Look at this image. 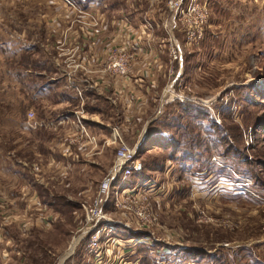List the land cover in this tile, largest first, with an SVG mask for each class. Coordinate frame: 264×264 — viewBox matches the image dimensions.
<instances>
[{"label": "rangeland", "instance_id": "rangeland-1", "mask_svg": "<svg viewBox=\"0 0 264 264\" xmlns=\"http://www.w3.org/2000/svg\"><path fill=\"white\" fill-rule=\"evenodd\" d=\"M42 1L0 0V264H91L90 211L116 160L118 145L106 143L113 129L104 131L106 138L89 133L94 138L89 145H74L71 125L61 127V134L46 125L66 110L57 103L59 66L68 69L63 74H82L91 88L102 81L121 85L124 77L105 70L112 46L119 55L135 52H128L134 56L125 78L149 83L151 78L157 85L160 72L154 68L162 57L167 75L155 86V98L146 102L139 93L128 108L121 101L130 102L125 93L108 89L102 118L137 147L145 175L159 190L134 201L151 223L142 222L135 210L115 208V189L102 208L105 216L144 234L151 264H264V0H209L205 32L191 45L178 24L170 31L175 37L180 33L179 39L167 33L165 1L152 7L150 0H98L126 4L125 17L119 9L108 11L106 3L91 11L93 0L81 1L83 10L79 0H70L73 6ZM146 16L153 19L145 30L139 19ZM174 40L182 49L179 60L171 56ZM174 100L210 111L196 122L208 165L182 163L154 146L139 152ZM54 140L68 141L71 159L53 151ZM120 239L127 253L105 264H142L139 241Z\"/></svg>", "mask_w": 264, "mask_h": 264}, {"label": "built area", "instance_id": "built-area-1", "mask_svg": "<svg viewBox=\"0 0 264 264\" xmlns=\"http://www.w3.org/2000/svg\"><path fill=\"white\" fill-rule=\"evenodd\" d=\"M69 5H74L70 0H63ZM151 6H155L157 2L165 1L167 7V15L170 17V22L165 20L167 33H172L170 30L173 25H177V30H180L184 35L187 44L191 45L195 41L202 38L205 32L206 25L209 21V0H150ZM150 17H144V28L147 29V25H151ZM176 39L172 33V38ZM132 49H127V54L119 55L118 49L112 46L110 50V56L106 62L105 70L114 77H128L132 69L130 64V58H133L135 52H131ZM131 52L132 54H129ZM182 55V49L180 45L174 40V44L171 48V56L174 60H179ZM167 92V90H166ZM81 114L83 111H77L76 114ZM33 113H30V117ZM80 128L79 135H73L69 137V142L74 145H85L86 140L92 142L94 139L89 135L88 130L82 124L80 118L75 122ZM108 145H118V151L113 168L110 170L108 176L102 182L96 200L91 206V218L90 221L94 222V226L91 228L92 234L87 241V251L91 255V264H105L113 262L114 260H120L126 254L125 242L120 238H113L111 234L116 230L118 226L123 225L127 227V224L109 219L103 212V206L109 205L108 198L110 191H114L115 208L127 210L125 212L136 211L138 218L145 223H151V217L144 211V209H138L134 207L135 202L142 198L152 196V192L159 190V185L156 182L146 180L135 187L125 186L126 179L132 174L140 173L143 171V163L137 157V147L131 148L127 145L121 136L120 131L117 128H113L111 137L106 141ZM99 222H102L100 225ZM98 224V225H97ZM121 224V225H120ZM122 240V241H121ZM105 241V244H102ZM112 241V245L109 243ZM113 244L117 250H112ZM112 246V247H111ZM118 258V259H117Z\"/></svg>", "mask_w": 264, "mask_h": 264}, {"label": "crops", "instance_id": "crops-1", "mask_svg": "<svg viewBox=\"0 0 264 264\" xmlns=\"http://www.w3.org/2000/svg\"><path fill=\"white\" fill-rule=\"evenodd\" d=\"M85 2L83 0H79L80 2V8L83 10V6L86 7V5L82 4V2ZM124 1V0H122ZM44 4H46L48 2V0H43L42 1ZM64 5H66V2L61 1ZM101 3H106V2H100L98 0H93L92 2H90V6H91V11H97L99 9L98 5ZM123 3V2H121ZM126 3V1L124 2ZM61 4V3H60ZM106 7L108 9V11H121V15H123V17L126 16V12L127 10V5L125 4V7H123V5H120V3L118 4H114L111 2H107ZM67 6V5H66ZM122 6V7H121ZM83 7V8H82ZM121 8V9H120ZM119 9V10H118ZM49 16H51V12H49ZM61 16V15H59ZM55 18V17H52ZM140 20H144V18L142 17V19ZM59 33V31L57 32ZM60 34V33H59ZM55 35V37L57 36V34H53ZM149 51V50H148ZM146 51V52H148ZM153 51H151V53H153ZM163 54H161L162 56ZM161 66H158V68H154L155 73H159L157 75V85H152L153 83H151V78H150V83L145 79H143L142 77H129V78H124L122 80V83L119 87H116L115 84H106L107 82H103L100 83L99 82V86H95L93 88H91V85H89V80L87 78H84L82 76V74H63V72H67L68 69H65V67H61L59 66V69L62 73L61 75V79H62V84L61 85H57V95H58V101L57 103L63 105L66 107V110L64 112V114L60 115L57 119L56 122H49L46 126L53 129V130H57V132L60 133L59 129L61 127H64V125H71V129L73 132L76 133V135H79L80 132V128L75 124V122L78 120V118H80L82 124L85 126V128L88 130V132L91 135H94L97 138H100L103 136V138H106V135L104 133V131H112L113 127L116 125H111L109 123H106L108 121H106V119H103L102 116L105 111V106L106 104H108L107 100H109V91L108 89H110V92L112 91L113 94L117 93L118 91H122V94L125 93L128 97V99L130 100V102L126 103V101L121 100L123 102V106L126 108H128V105L130 107V105H133L135 101H137L138 94L140 93V95L142 96V100L148 102V100L150 98H155L156 95L158 94L157 91L155 90V86L158 88L160 85L161 81H165V75H167V62L166 59H164L163 57L161 58ZM150 69V68H149ZM158 69V71H157ZM151 73V72H150ZM149 75V73H147ZM150 76V75H149ZM158 76L160 78H158ZM153 77V76H151ZM91 78H95L93 75ZM169 82V81H168ZM167 82V83H168ZM168 85V84H167ZM47 90L49 91V93L55 94V90H54V86H48ZM81 92V93H80ZM132 93H136L134 96L132 95ZM118 94V93H117ZM167 96V93H166ZM77 101V106L74 108L70 109V105L72 104V102ZM128 101V100H127ZM83 107L81 104H83ZM99 103V104H98ZM139 104H137L136 106V110L137 107L139 108ZM81 108V109H80ZM83 108V109H82ZM83 111V113L76 114L77 111ZM144 113H146L144 111ZM143 113V114H144ZM104 117V116H103ZM68 132V131H67ZM56 133H53V137ZM61 134V133H60ZM68 138V137H67ZM66 138V139H67ZM142 135L139 139V142L141 141ZM65 139V140H66ZM86 140L85 145H89L91 142ZM61 141V140H60ZM60 141L58 140L57 142H55V140L53 141L52 145H54L53 151H59L61 154V156H66V158L71 159V154L67 155L69 147L66 146V144L68 143V141H66V144L62 143L60 144ZM138 142V144H139ZM49 145V143H48ZM66 147V148H65ZM73 149H76V146H73ZM72 149V151H73ZM53 154L51 155L50 152V156L54 159L55 157V153L52 152ZM69 154V153H68ZM60 156V155H59ZM148 180L150 181H154V178H149ZM156 182V180H155ZM157 183V182H156ZM158 184V183H157Z\"/></svg>", "mask_w": 264, "mask_h": 264}, {"label": "trees", "instance_id": "trees-1", "mask_svg": "<svg viewBox=\"0 0 264 264\" xmlns=\"http://www.w3.org/2000/svg\"><path fill=\"white\" fill-rule=\"evenodd\" d=\"M180 35L181 34L178 33L176 37L179 39ZM168 107H170V109L165 110V115L161 119L156 120L155 126H157V128L154 131L151 130L152 132L142 144L139 152H141L143 148H151L154 146L160 149L170 150L171 158L182 163H196L199 166L208 165L210 162L207 157L205 158L203 156L204 151L207 152V146L202 140L201 134H199L200 127L196 122L199 123L206 120L210 115V111L203 106L195 105L192 102H183L181 100L172 101ZM183 120L190 123L187 122L186 125H184ZM226 145L227 150H230V145L227 144V142ZM201 149L202 152H200ZM174 152L176 154H174ZM239 156L241 157V153ZM148 179L149 176L145 175L143 168L142 172L129 176L125 181V186L135 187ZM113 235L124 239L135 238L139 241L136 244L137 253L140 255L142 264H151L152 261H154L153 255H151L152 247L145 241H142V238H144L143 233L132 232L125 227L118 226L113 232ZM186 250L192 254L204 253V251L196 249ZM189 250L192 251L190 252Z\"/></svg>", "mask_w": 264, "mask_h": 264}]
</instances>
